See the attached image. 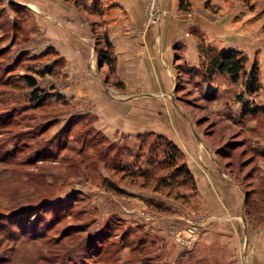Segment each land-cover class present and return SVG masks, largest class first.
I'll return each mask as SVG.
<instances>
[{"label":"rangeland","instance_id":"obj_1","mask_svg":"<svg viewBox=\"0 0 264 264\" xmlns=\"http://www.w3.org/2000/svg\"><path fill=\"white\" fill-rule=\"evenodd\" d=\"M60 1L84 13V0ZM238 1L254 17L249 24L255 29L249 32L260 41L237 52L246 58L249 73L253 63L264 62V0ZM156 2L163 12L159 25L166 13ZM27 3L0 0V264H264V171L257 166L264 167V159L252 151L258 145L253 138L264 134V120L251 129L214 113L215 105L233 96L212 92L203 97L195 89L203 69L198 77L181 74L176 81V97L190 107L225 172L242 193L252 191L235 206L234 214L241 211L237 224L223 223L194 202L189 182L170 176L174 167L166 166L158 135L111 140L95 126L94 116L90 124L97 135L90 132L89 118L72 125L78 116L89 115H80L83 110L72 96L66 102L56 92L62 84L59 75L73 84L64 76V63H52L56 53L46 58L29 54L28 49L35 53L40 35H28L34 21ZM90 27L97 64L90 67L100 74L109 100L122 98L112 92L115 81L101 63L103 32L92 23ZM141 27L152 29L146 27L145 6ZM25 76L47 93L41 108L30 102ZM247 78L231 84L245 89ZM180 155L177 163L184 164ZM178 234L193 240L182 245Z\"/></svg>","mask_w":264,"mask_h":264},{"label":"crops","instance_id":"obj_2","mask_svg":"<svg viewBox=\"0 0 264 264\" xmlns=\"http://www.w3.org/2000/svg\"><path fill=\"white\" fill-rule=\"evenodd\" d=\"M27 4L28 16L30 13L34 16L33 25L28 24V35L30 31H33L31 37L40 35L35 53L28 49L29 54L46 58L55 52L52 63H64L61 68L64 76L73 81L70 85L69 79L63 80L59 75L62 80L57 82L62 84L56 92L72 96L75 105L79 103L75 107L83 110L80 115L94 116L95 126L111 140L155 134L172 142L182 152L192 176L194 202L221 222L237 224L241 211H237L239 217L234 214L235 206L244 199L240 185L225 172L217 150L198 129L200 124L192 117L190 107L176 97V81L181 74L200 76L203 63L209 62L203 53L206 48L238 52L246 43L260 42L257 34L249 32L250 27L255 29L254 23L249 24L254 17L249 16L241 3L188 0L190 12H187L180 9V0H160L166 16L158 26L147 30L141 27L144 0H84L85 15L60 0H28ZM91 23L106 35L114 64V71L109 75L115 81L111 89L122 98L109 100L100 74L90 67L96 59ZM101 67L102 75L106 66ZM52 74L50 79L54 77ZM201 76L202 83L195 89L203 97L212 92L232 94V100L227 98L224 104L213 108L225 122L238 126L245 122L253 129L258 119L264 120V62L258 65L260 85L252 96L244 94V88L233 86L227 76L216 75L210 81ZM225 110L231 117L230 113H223ZM253 140L258 143L254 151L264 159V134H258ZM257 166L264 171L261 164Z\"/></svg>","mask_w":264,"mask_h":264},{"label":"trees","instance_id":"obj_3","mask_svg":"<svg viewBox=\"0 0 264 264\" xmlns=\"http://www.w3.org/2000/svg\"><path fill=\"white\" fill-rule=\"evenodd\" d=\"M65 2H69L70 0H63ZM180 9L181 10H187L188 9V0H180ZM102 41L103 49L100 51V57L102 62L106 66H108L110 72L114 71V64L113 61L110 57V45L107 42L106 35L103 34L102 37L100 38ZM97 43V44H98ZM203 53L205 54V57L209 59L208 64L203 63L202 69H203V75L206 78V80L210 81L214 76L216 75H226L230 78V82L235 85L237 84L242 78L248 76L247 81L245 83V89H244V94L252 96L255 95L256 92L258 91L259 88V76H258V67L254 63L252 66V69L250 70L249 73L246 72L245 70V65H246V58L242 57L237 53L236 51H225V52H216L210 48H206L203 50ZM25 85L26 87L30 90V98L33 106L35 108H41L42 105L45 104L46 99L48 98V95L45 91L42 89H39L37 87V84L34 79H32L29 76L24 77ZM242 94L238 96V98L241 99ZM89 118V129L91 133H95L97 135V130L93 129L94 127L92 126V123L90 124L91 117L88 116H78L77 121L73 123V126H77L82 122H85L86 119ZM85 120V121H84ZM82 121V122H81ZM1 124V122H0ZM45 129L43 131H40V135H43L45 133ZM145 135V136H144ZM141 137H138V139H143L146 136H150L152 134H144ZM105 137H100L99 140H103ZM155 138L158 141L162 142L163 147H165L164 151L167 157V167H174L172 172L170 173V176L172 175L173 177H178L181 176L184 178L185 181L190 183L191 186V191H195V185L192 179V176L188 170V168L185 166V164L181 163L178 164L177 162L180 159V151L179 149L170 141L165 139L162 136H155ZM254 153V156H258L254 150H252ZM112 188V187H111ZM118 188H115L113 191L118 192ZM244 196H245V202L247 201V198L250 197L252 194L251 190L250 191H245Z\"/></svg>","mask_w":264,"mask_h":264},{"label":"built area","instance_id":"obj_4","mask_svg":"<svg viewBox=\"0 0 264 264\" xmlns=\"http://www.w3.org/2000/svg\"><path fill=\"white\" fill-rule=\"evenodd\" d=\"M157 0H146V5H145V14H146V27H155L158 25L161 16L163 12L161 11ZM189 232H192L194 234V231L189 230ZM177 240L182 244V245H189L190 241L192 242V238L190 241L184 240L179 234L177 235Z\"/></svg>","mask_w":264,"mask_h":264}]
</instances>
